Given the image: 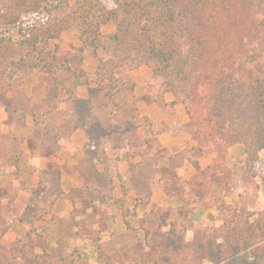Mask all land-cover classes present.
Returning a JSON list of instances; mask_svg holds the SVG:
<instances>
[{
	"label": "trees",
	"instance_id": "16d2710c",
	"mask_svg": "<svg viewBox=\"0 0 264 264\" xmlns=\"http://www.w3.org/2000/svg\"><path fill=\"white\" fill-rule=\"evenodd\" d=\"M71 3L62 17L40 22L27 31L20 29L26 14L41 10L50 14ZM112 22L115 31L104 33L103 27ZM0 26L7 27V34H0V55L8 60L0 57V76L11 69L8 85H21L29 71L47 69L69 94L60 108L35 112L33 119L43 129L40 142L46 151L70 148L71 155H80L83 163L103 165L91 182L76 191L89 205L114 198L108 149L128 146L126 159L141 155L131 164L129 179L120 176L122 201L133 191L137 204L151 201L161 159H168L174 169L190 155L188 150L170 153L167 149L142 154L151 134L150 120L140 116L135 84L120 76L122 70L142 66L149 67L160 82L155 91L159 104L165 93L171 92L176 103L185 104L195 134L213 145L219 159L240 144L246 169L257 175L264 149V0H0ZM11 27L18 29L20 39H15ZM72 29L78 31L81 44L50 60L52 42ZM101 49L105 57H99ZM87 50L97 59L94 77L83 66ZM92 82L96 85L90 87L87 98L76 95L79 86ZM79 128L88 135L84 149L71 148V137ZM193 163L200 171L197 162ZM38 174L39 184L20 217L29 226L25 238L3 244L10 226L0 209V264H79L78 250L66 253L61 243L52 248L44 231L36 227L37 221L51 217L59 199L70 197L63 189L58 167ZM163 188L169 196L185 192L178 178L164 181ZM145 219L140 218V223ZM224 219L229 256L238 247L263 240V230L244 221L237 208L228 206ZM131 264L146 262L135 257Z\"/></svg>",
	"mask_w": 264,
	"mask_h": 264
},
{
	"label": "crops",
	"instance_id": "0c3cea01",
	"mask_svg": "<svg viewBox=\"0 0 264 264\" xmlns=\"http://www.w3.org/2000/svg\"><path fill=\"white\" fill-rule=\"evenodd\" d=\"M68 33L70 32H65L63 36ZM71 33L75 36L78 34L76 30ZM72 45L74 43L63 42L65 52H68ZM98 55L106 56L102 50L98 51ZM83 66L94 77L98 63L91 50H87ZM151 74V69L147 66L122 71L121 74L135 83L140 116H147L150 120L151 134L142 148V154L152 155L159 150L167 149L170 153L188 150L190 155L174 169L170 168L168 159H161L160 177L153 183L151 201L147 204H137L133 191H129L126 200L122 201L124 191L120 185V178L129 179L131 164L139 161L141 155L126 159L124 154L128 146L119 150L108 149L115 180L114 198L106 203L96 202L94 206L84 202L76 191L91 182L95 171L102 170L103 165L98 162L83 163L80 155H71L70 148H63L56 153L46 151L40 142L43 129L33 119L35 112L60 108L62 100L69 97V94L57 85L53 75L46 69L29 71L21 85L17 86H10L0 78V209L9 208L12 217L10 229L3 238L4 242L25 238L29 226L21 222L20 217L30 201L32 190L39 184L38 172L51 166L60 169L63 189L70 193V197L56 202L51 217L41 221V223L51 221L49 235L52 239L59 238L58 217H63L65 225L71 220L80 223L92 215L96 218L119 213L123 215L121 214L123 202L124 206L136 209L138 218L156 210V216L160 214L164 217L165 223L172 221L179 223L183 219L191 222L193 229H187L188 237H195L196 229L202 231L213 223L216 227L221 226L224 220L222 207L225 200L237 207L243 205V198L240 197L237 188L234 189L233 186L228 191L230 187L228 186L225 189V171H230L232 177L236 179L244 167V152L242 163L238 165L234 163L235 151H241L240 144L230 147L226 157L219 159L217 151L212 149L213 145L204 142L195 134L185 104L175 103V97L171 92L165 93L164 102L159 104L156 100V90H147L151 83ZM8 79L11 81L10 76ZM93 86L95 83L79 86L76 95L87 98L89 89ZM11 112L14 115H10ZM22 114L24 116L19 119ZM87 145L86 130L77 129L71 137V148L84 149ZM260 157L261 166L264 167V149L260 152ZM193 160L197 162L200 171L195 167ZM208 168L211 169L204 172ZM171 178H178L184 183L183 195L169 196L165 192L163 182ZM114 204L117 209L111 207ZM63 236L70 237L67 236V229L64 226Z\"/></svg>",
	"mask_w": 264,
	"mask_h": 264
},
{
	"label": "rangeland",
	"instance_id": "374dc122",
	"mask_svg": "<svg viewBox=\"0 0 264 264\" xmlns=\"http://www.w3.org/2000/svg\"><path fill=\"white\" fill-rule=\"evenodd\" d=\"M70 6H72V3L50 14L45 10L26 14L20 23V29L27 31L40 22L58 19L70 9ZM103 28L104 33H112L115 31L116 24L112 22ZM74 30L76 29L69 30L70 33L65 37L62 35L58 40L52 42L50 60H56L58 55L66 53L63 42L74 43L72 47L81 44L78 34L75 36L71 33ZM11 31L15 33V39L21 38L17 28L11 27ZM0 34H7L6 26H0ZM55 43L57 44L56 49L53 48ZM0 57L6 58L3 55H0ZM5 60L8 62L7 58ZM5 65L2 68H5ZM10 70L8 69L6 73L0 76L1 81L6 84L12 81ZM122 71L120 76L131 82L121 75ZM9 76L11 81L8 79ZM150 79L151 83L147 86V90H159L160 82L155 80L152 74ZM239 148L241 151L236 150L234 153V163L236 165L243 161L244 148L242 145H239ZM245 161L241 172L238 175L236 173L238 176L236 179L232 177L230 171H225V189L228 186H230L228 191L233 186L234 189L237 188L240 197L243 198V205L237 207L225 200V205L222 207L223 219L228 206L237 208L244 221L254 222L258 224L260 230H263L261 231L263 240L255 243L256 245L247 244L236 248L233 256H229L225 248L224 231L222 229L225 219L219 227H216L213 223L210 227L207 226L203 229L204 231L196 229L195 237H188L187 230L184 227L185 225H192L188 229H193L191 222L183 219L179 223L175 221L165 223V218L161 217L160 214L156 216L157 211L153 210L155 213L151 214V211L143 215L146 216V219L140 223L136 209L124 206V202L123 212L121 213L123 215H120V213L112 216L102 215L99 218L92 215L89 219L80 221V223L71 220L65 225L63 224V217H58L59 238L52 239L49 235V224H51L49 220L45 223H41V221L46 220L37 221L36 227L38 230L44 231L52 248H57L61 243V247L66 253H70L75 249L78 250L81 256L79 264H131L135 257L145 260L146 264H260L264 259V167L261 166L260 157V161L256 166L257 175L252 176L246 169ZM111 207L117 209L116 204ZM2 210L7 217L9 226H11L12 217L9 208L3 207ZM63 226L67 229V236L70 237L65 238L66 236H63ZM12 242L14 241L4 242L3 240V244H11ZM37 250H40V248L38 247Z\"/></svg>",
	"mask_w": 264,
	"mask_h": 264
}]
</instances>
